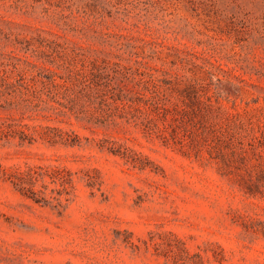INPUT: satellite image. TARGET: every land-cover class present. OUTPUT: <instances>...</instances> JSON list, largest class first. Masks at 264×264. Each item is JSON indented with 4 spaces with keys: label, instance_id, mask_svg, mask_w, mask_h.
<instances>
[{
    "label": "rangeland",
    "instance_id": "obj_1",
    "mask_svg": "<svg viewBox=\"0 0 264 264\" xmlns=\"http://www.w3.org/2000/svg\"><path fill=\"white\" fill-rule=\"evenodd\" d=\"M0 264H264V0H0Z\"/></svg>",
    "mask_w": 264,
    "mask_h": 264
}]
</instances>
